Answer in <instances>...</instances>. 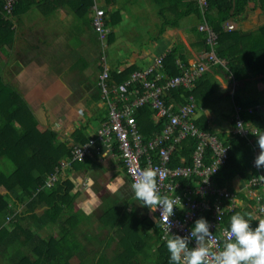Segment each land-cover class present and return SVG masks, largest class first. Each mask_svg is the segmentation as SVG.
I'll use <instances>...</instances> for the list:
<instances>
[{
	"label": "trees",
	"instance_id": "trees-1",
	"mask_svg": "<svg viewBox=\"0 0 264 264\" xmlns=\"http://www.w3.org/2000/svg\"><path fill=\"white\" fill-rule=\"evenodd\" d=\"M35 1L18 0L13 9L14 16ZM72 1L79 4L81 13L85 12V15L86 13L88 15L94 2L93 0ZM249 1L208 0L204 12L196 0H166V7L171 11L175 10L178 18L190 12L198 13L202 19L204 17L217 33V42L214 45L217 56L226 59L225 64L219 61L212 62L210 67L214 71L219 68L231 70L239 77L243 74V69L247 68L264 73V23L255 30V33L242 29L225 30L223 26L227 17H237L242 14ZM260 3L264 9V0H260ZM110 21L109 17L108 22ZM112 21H115V17ZM173 21L174 19L168 18L167 22ZM86 22L88 26H93L92 17ZM193 31L198 42L210 50L207 31L200 30L197 25L193 26ZM255 36H257L255 41L248 43L247 40ZM16 38L14 19L6 13L4 0H0V262L2 264H169L170 253L166 241L171 236H161L162 232L155 217L149 213H141L134 198L120 196L107 200L106 207L98 215L97 225H94V219L90 214H85L79 208L78 191L73 192L75 181L70 177L64 179L63 175L71 166L81 168L90 165V161L87 160L102 155L105 147L96 140L92 144V152L85 158L74 159L67 166L63 165L62 160L69 159L73 155L72 149L75 144L84 145L94 137V132L89 131V127L95 119L89 116L88 120L73 130L71 135L74 144L71 145L62 137L59 129L47 127L42 130L39 127V119L34 110L17 85L3 73L5 66L10 63L12 51L17 49ZM183 47L184 45L179 43L167 52L163 62L167 75L174 76L181 72L178 60L185 64L189 63L187 52ZM135 69V66H130L119 70L120 72L110 70L112 78L120 82L128 78ZM208 86H211V74L206 71L196 80L192 91L198 107L206 93H209V89L205 90ZM97 92L99 94L97 98L100 99L101 92L98 89ZM189 92L185 87L172 88L165 99L169 102L177 100L183 103ZM234 98L235 103L241 107V115L258 126L257 134H264V112H259V107L255 105L264 97L255 98L256 102L248 101L236 90ZM102 114L101 121L106 120L107 112ZM135 116L139 129L146 136L153 135L163 128V121L155 125L152 118L154 110L150 105L138 108ZM195 122L200 128L216 133L208 125L204 114L196 117ZM218 136L229 144V154L226 162L213 174V179L234 190L243 198V204L236 205L224 214L223 224L230 226V217L236 212H250L257 219L251 221V226L255 228L264 214L258 213L256 206L255 208L252 206L255 202L257 205L255 198L248 200L244 193L235 190L233 180L238 174L250 179L260 169H264L252 164L254 146L258 145L259 137L257 135V139L251 144L245 136L239 134L218 133ZM197 144L198 139L194 136L184 139L180 145L181 149L177 150L175 157L172 158V165L192 164L191 154ZM115 145L118 146L117 143ZM116 147L113 148L114 152H118ZM182 154L186 155L185 162L180 159ZM212 159V148L207 146L204 161L210 163ZM9 162L12 164H8ZM91 165H94V161ZM53 174H57V178L51 183L49 178ZM179 179L183 182L188 180L185 175H181ZM193 182H197V177ZM1 187L5 188V191ZM24 200H26V210L19 208ZM210 211L202 212V217L207 221L211 217ZM22 219H27L28 223L32 224L26 225L21 222ZM84 221L90 224L89 227L81 225ZM10 222L12 226L9 225ZM53 226L54 229L48 234L42 232L43 229ZM154 227L158 229L156 232L151 231ZM189 247L192 248L190 242ZM98 248L100 253L94 256Z\"/></svg>",
	"mask_w": 264,
	"mask_h": 264
},
{
	"label": "crops",
	"instance_id": "crops-1",
	"mask_svg": "<svg viewBox=\"0 0 264 264\" xmlns=\"http://www.w3.org/2000/svg\"><path fill=\"white\" fill-rule=\"evenodd\" d=\"M100 3L106 8L107 24L111 28L106 45L103 44L93 26H88L86 22L92 17V10L88 15L87 13L85 15V12L81 13L79 4L72 0H61L60 2L36 0L27 9L18 11L17 80L34 82L31 84L30 90H28L30 87H24L23 91H28L33 96L47 95L49 102L51 98H65L68 91L76 89L75 84L71 86L67 82L76 80L84 82L88 78V82L91 83L81 84L82 92L75 103L76 106L67 109L70 117L77 116L78 110L87 109L86 101H90L91 96H93L91 90L96 86V80H98V76L94 78L95 82L89 78L88 66L93 68L92 65L100 64L101 69L98 71V75L105 63L110 69L117 70V72L130 66H135V70L141 69L151 64L156 56H166L167 52L179 43L184 45L183 48L187 52L189 62L204 57L209 51L205 45L198 42L193 31L194 25L200 29V24L207 22L204 17L202 19L196 12H190L178 18L175 10L171 11L166 7V0L161 2L157 0H100ZM261 8L260 0H250L242 14L237 17L229 16L224 20V29L250 30L249 33H255V30H258L260 25L264 23V9L262 8L263 14H261ZM256 14L259 16V22L253 26L248 24ZM109 17L111 18L110 22H108ZM114 17L115 21L113 22ZM168 18H172L174 21L172 23L167 22ZM229 22H233L235 26L230 28ZM256 38L257 36L247 41L253 43ZM219 62L225 64L226 59L222 58ZM70 67L75 68V70H71ZM243 70V74L239 77L231 70L226 71L224 68H219L217 71L210 68L207 71L211 74V86L205 88V90L209 89V93H206L198 107L196 117L204 114L208 125L216 131L217 135L218 133L221 135L233 133L234 114L236 108L240 106L235 103L234 94L236 90L248 101L256 102L255 98L264 97V73L256 72L251 68ZM175 101V104H181L177 100ZM58 103L61 102L51 104L50 107L52 108L50 109H59L60 106H56ZM255 105L259 107V112H264V99H259ZM106 111L102 100H99L98 109L89 111V116L95 119L91 124L92 126L89 127V131L95 132L97 126L102 122V113L106 114ZM153 121L155 125L159 123L155 122L154 118ZM245 121L250 131L246 138L248 143L253 144L257 139L258 126L250 119L245 118ZM63 122L64 119L60 118L54 124L62 125ZM64 123L72 127L68 129L61 127L59 130L62 137L71 145L73 144L71 134L82 123L73 125L69 118H66ZM157 132L160 131H156L154 134ZM256 153H260L257 144L254 146L253 161ZM104 160L112 164L110 170L113 177L120 176L119 170H123L126 178L129 177L118 152L114 151L107 152L105 155H97L95 158L93 156L87 160L90 161L88 166L81 168L71 166L66 169L63 178L70 177L75 181L73 192L78 191V201L83 194L93 197L92 184L94 181L99 182L105 176L116 181V178L105 175L103 171L101 176L98 175L97 169H94L96 166H100V161ZM181 160L185 162V154H182ZM92 161H94L93 166L91 165ZM96 162L98 164H95ZM247 182L248 179L238 174L233 180V187L236 191L244 193L249 200L254 198V195ZM96 191L98 190L96 189ZM96 201L85 203L96 207L94 203ZM239 204H243V198L240 196ZM79 205L85 214H90L92 211V209L85 208L82 203ZM252 206L255 208L256 202ZM148 210L150 211L149 208Z\"/></svg>",
	"mask_w": 264,
	"mask_h": 264
},
{
	"label": "built area",
	"instance_id": "built-area-1",
	"mask_svg": "<svg viewBox=\"0 0 264 264\" xmlns=\"http://www.w3.org/2000/svg\"><path fill=\"white\" fill-rule=\"evenodd\" d=\"M18 0H4V9L9 16H13V9ZM91 5L92 24L99 38L106 45L111 32L106 21V8L100 0H93ZM205 11L208 0H196ZM230 28L234 27L229 22ZM200 29L207 31V42L211 49L206 56L189 62L188 64L178 60L181 72L175 76L167 77L164 73V55L156 56L154 61L146 67L134 70L124 81H116L111 76L110 67L107 63L98 75V86L102 96V103L107 109V119L103 120L96 128L94 137L86 144H75L72 149L73 155L69 159H63L62 163L67 166L74 159H83L92 152V144L98 140L105 149L106 154L113 148L118 149V155L123 163L128 178L133 183L134 175H138L147 167L157 169L162 174L158 175V185L161 194L170 198H180L178 206H174V215L169 218L171 228L164 231L163 222L160 220L162 207L158 206L152 216L159 222L161 236H189L195 225V221L202 217V212L211 210L208 220L210 231L213 233L216 247H222L227 237L230 226L223 224L224 214L239 204L237 193L214 181L213 174L218 172L220 166L227 160L229 144H226L215 132L204 130L195 122L197 114V101L192 92L196 80L203 76L211 67L212 62L221 59L217 56L214 45L217 42V33L207 22L200 24ZM163 78L165 79L164 81ZM162 81V82H161ZM185 87L189 89L186 101L181 104L167 101L166 90L172 87ZM144 105H150L154 110L155 122L163 121L164 125L160 132L146 136L139 129L135 116L136 110ZM241 107L236 108L234 114L233 133L247 137L250 133L245 117L240 113ZM188 136L198 139V144L192 152V164L172 165V158L181 144ZM74 144V143H73ZM99 145V148L101 147ZM207 146L212 148V160L204 161ZM253 161L255 166V160ZM182 159V156H181ZM183 161V160H182ZM185 175L188 180L183 182L180 176ZM264 170L248 179L250 191H256L254 198L257 201L256 211L260 214L264 208ZM197 177V182L193 179ZM57 174L49 178L53 182ZM263 192V193H262ZM207 195L213 196L209 198ZM192 247L196 246L194 238L189 239Z\"/></svg>",
	"mask_w": 264,
	"mask_h": 264
},
{
	"label": "clouds",
	"instance_id": "clouds-1",
	"mask_svg": "<svg viewBox=\"0 0 264 264\" xmlns=\"http://www.w3.org/2000/svg\"><path fill=\"white\" fill-rule=\"evenodd\" d=\"M172 88L178 89L181 86ZM172 88L167 89L165 94ZM97 89L100 90L98 83ZM99 100H102V96ZM257 135L260 153L255 160V166L264 168V134ZM158 175L163 178L157 169L145 168L138 175H134L131 189L135 199L150 209L149 214L151 211L155 212L158 206L162 207L160 220L163 222L164 231L169 232L172 226L169 218L174 215V206H178L180 198L173 199L160 193ZM261 212H264V208ZM252 220L257 219L250 212L233 214L230 217L227 237L222 247L217 248L209 222L203 217L197 219L190 233V237L196 241L195 247H189V236L172 235L167 239L169 264H264V219H259L255 228L251 226ZM157 223L159 226V222Z\"/></svg>",
	"mask_w": 264,
	"mask_h": 264
},
{
	"label": "rangeland",
	"instance_id": "rangeland-1",
	"mask_svg": "<svg viewBox=\"0 0 264 264\" xmlns=\"http://www.w3.org/2000/svg\"><path fill=\"white\" fill-rule=\"evenodd\" d=\"M263 8V7H262ZM261 8V14H263V9ZM252 14L254 12H251ZM12 18L14 19V27L16 29L17 32V16H12ZM259 22V16L254 15L253 19H250V23L248 24H252V26L254 24H257ZM235 26V24H234ZM202 30V29H200ZM15 47L17 48V38H16V43H15ZM206 56V55H205ZM9 65L7 64L5 66V71H3V73L5 74V77H7L8 79H10L14 84L17 85V88L21 91L22 95L25 97V99L28 101V103L30 104V106L32 107V109L34 110L35 114L37 115L38 119H39V127L42 130H45L47 127H51L52 129H59L61 127H67V129L69 127L72 126H68L66 125L67 123H64L66 118H69L70 123H72L73 125L79 123L81 124L84 120H88L87 118L89 117V114L91 110L95 111L98 108V103H99V98H97L99 96L98 92H97V80H96V86L91 90V92H93V96H91L90 101L87 100L86 104H87V109H82V111L78 110L79 113H76L77 116L73 115L70 117V115L68 114L69 112H67V109L69 107L74 108L76 105V101H78V99L80 98V93L82 92V90L80 89L82 87V85H87V83H91L88 82V78L84 81L81 82L80 80H76V81H70L67 82L69 83V85L73 86L74 84L76 85V89L71 91H68V94L65 98L60 97V98H51L50 101L48 102V98L47 95L46 96H33L30 95L32 93L28 92V91H23L24 87L28 88L30 87L28 90L31 89V84L34 82H30V80H17V49H14L12 51V58H10L9 61ZM102 64V63H101ZM5 64L3 63V66ZM93 68H90L88 66L87 70L89 72V78L94 81V78H97L98 76V71L101 69L100 64L98 65H92ZM71 70H75V68H71ZM165 73V72H164ZM82 84V85H81ZM23 91V92H22ZM24 92L26 93L24 95ZM28 92V93H27ZM97 93V94H95ZM58 101H60L61 103H58L56 106H60L59 109H54L51 110L50 107L51 104H56ZM94 101V102H93ZM47 105V106H45ZM74 114V113H73ZM85 114V116H84ZM60 118L64 119V122L62 125H55L54 122L55 121H59ZM94 118V117H93ZM107 156V155H106ZM105 157V156H102ZM100 166H96L94 169H97V172L99 173L98 175H102L101 172L103 171V173L105 172V175H109L112 178H116V181H112L111 179H108V177H104L103 179L101 178L99 182L94 181V184H92V190L94 191L93 193V197L91 196H87L86 194H83L80 198L79 201L77 199V203L78 206L81 207L79 204L82 203L85 208L87 209H92V211L90 212V216L94 219V225L98 224V218L97 216L100 215L103 211V209L106 207V203L107 200L111 199V198H116V197H120V196H124V197H128L130 199H135L134 197V193L131 189V181L129 178H126L125 173H123V170H119L120 172V176H115L113 177L110 170V167L112 166V164L110 162H106L104 161H100ZM8 164H12L11 162H9ZM95 164H98L97 162ZM110 171V172H109ZM108 172V173H106ZM97 174V173H95ZM96 176V175H95ZM78 183V180H76ZM3 189V191H5V188L1 187ZM96 189L99 191H96ZM253 195H255V190L252 191ZM96 201L95 206L96 207H92L88 204H86L85 202H92V201ZM141 202L135 199V204L138 205L140 207L141 212H145L148 213L149 210L146 206H143L140 204ZM12 208H14V205H12ZM20 209L22 210H26L27 209V205H26V200H24L20 206ZM17 209V207L15 208ZM84 212V211H83ZM85 213V212H84ZM15 215V213L13 214ZM97 221V222H96ZM22 223L29 225L32 223H28L27 219H22L21 221ZM9 223V222H7ZM12 222H10L9 225H11ZM81 225L83 227H89V223H86L85 221L81 223ZM12 226V225H11ZM13 228V227H11ZM54 229L53 227H48L46 230L43 229L42 232L44 234H48L49 232H51ZM158 229L156 227L152 228L151 231L152 232H156ZM99 248L96 250V253L94 254V256H97L99 254ZM0 264H2L0 262Z\"/></svg>",
	"mask_w": 264,
	"mask_h": 264
}]
</instances>
